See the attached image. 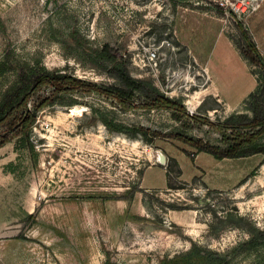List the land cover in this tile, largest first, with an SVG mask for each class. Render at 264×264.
<instances>
[{"label":"rangeland","instance_id":"374dc122","mask_svg":"<svg viewBox=\"0 0 264 264\" xmlns=\"http://www.w3.org/2000/svg\"><path fill=\"white\" fill-rule=\"evenodd\" d=\"M243 32L264 58V0H0V106L32 71L99 91L56 93L0 149V264H264V156L196 147H227L207 122L252 116L264 73ZM118 69L175 116L108 96Z\"/></svg>","mask_w":264,"mask_h":264},{"label":"trees","instance_id":"16d2710c","mask_svg":"<svg viewBox=\"0 0 264 264\" xmlns=\"http://www.w3.org/2000/svg\"><path fill=\"white\" fill-rule=\"evenodd\" d=\"M248 48L258 61L264 73V58L261 56L257 46L251 38L244 33ZM116 79L120 83V87H112L107 89L108 96L126 104L132 101L138 93L145 92V97L149 101L146 108L150 109H167L174 114L178 112L176 105L155 89L146 90L143 84L134 80L123 69H118ZM49 89L50 96L34 98V94L42 88ZM89 90L91 92H99L95 86H85L83 82L76 80L64 74H52L48 71L35 72L30 74H22L20 76V85L11 94L7 95L4 103L0 106V130L7 128L5 133L0 132V149L5 147L11 140L23 134L28 137L29 129L32 126L35 115L44 107H46L56 93H68L79 90ZM33 109L35 114L30 111L28 105L33 99ZM247 103L248 111L252 116L237 115L228 118L225 123L214 125L207 122L205 125L217 127L219 131L229 133L226 139V149L220 150L216 148H198V153L211 155L218 161L225 159H237L251 155L264 156V84L260 90L250 95ZM181 113L188 119H196L191 117L186 109L180 108ZM195 147V148H196ZM23 148L33 149L32 144L23 145Z\"/></svg>","mask_w":264,"mask_h":264},{"label":"crops","instance_id":"0c3cea01","mask_svg":"<svg viewBox=\"0 0 264 264\" xmlns=\"http://www.w3.org/2000/svg\"><path fill=\"white\" fill-rule=\"evenodd\" d=\"M252 91L253 90H251L249 93H251ZM225 160H232V159H225ZM222 161H224V160H222ZM222 161H218V162H222ZM26 212H29V211L26 210ZM1 216H3V215H1ZM179 219H181V223L183 225H187L188 226V225L192 224L195 221V216L194 215L193 216L192 215L191 216L187 215V216H184L183 218H179ZM8 225H9L8 223L0 224V238H3L4 236H6V231L9 230Z\"/></svg>","mask_w":264,"mask_h":264},{"label":"water","instance_id":"95a60500","mask_svg":"<svg viewBox=\"0 0 264 264\" xmlns=\"http://www.w3.org/2000/svg\"><path fill=\"white\" fill-rule=\"evenodd\" d=\"M159 163L161 165H164L166 163V157H165V155H163L161 153L159 154Z\"/></svg>","mask_w":264,"mask_h":264},{"label":"bare ground","instance_id":"6f19581e","mask_svg":"<svg viewBox=\"0 0 264 264\" xmlns=\"http://www.w3.org/2000/svg\"><path fill=\"white\" fill-rule=\"evenodd\" d=\"M79 112H80L79 109H77V108H74V109H73V113L77 114V113H79Z\"/></svg>","mask_w":264,"mask_h":264}]
</instances>
